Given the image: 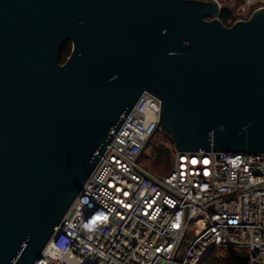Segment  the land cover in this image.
<instances>
[{
  "label": "water",
  "instance_id": "water-1",
  "mask_svg": "<svg viewBox=\"0 0 264 264\" xmlns=\"http://www.w3.org/2000/svg\"><path fill=\"white\" fill-rule=\"evenodd\" d=\"M220 12L0 0V264L40 260L144 92L175 153L264 154V6L229 27Z\"/></svg>",
  "mask_w": 264,
  "mask_h": 264
},
{
  "label": "built area",
  "instance_id": "built-area-1",
  "mask_svg": "<svg viewBox=\"0 0 264 264\" xmlns=\"http://www.w3.org/2000/svg\"><path fill=\"white\" fill-rule=\"evenodd\" d=\"M159 112L144 92L34 264H200L210 248L264 264V154L174 152L154 177L139 159Z\"/></svg>",
  "mask_w": 264,
  "mask_h": 264
},
{
  "label": "trees",
  "instance_id": "trees-1",
  "mask_svg": "<svg viewBox=\"0 0 264 264\" xmlns=\"http://www.w3.org/2000/svg\"><path fill=\"white\" fill-rule=\"evenodd\" d=\"M247 18L248 16L245 19ZM219 19L224 26L229 27L238 19V16L233 17L228 9L222 7ZM70 48V44H68L63 49L60 56L61 64L64 63L66 58L69 56ZM162 139H164L165 142H163ZM147 148H149V156L144 157L152 160L153 166H162L166 172L165 176L169 174V172L172 170L174 159V150L171 142L160 132H156L146 149ZM142 154L144 155V152ZM218 249L221 248H210L205 254L204 261L209 257H213ZM210 264H248V255L243 249H230L228 254L221 257H214Z\"/></svg>",
  "mask_w": 264,
  "mask_h": 264
},
{
  "label": "rangeland",
  "instance_id": "rangeland-1",
  "mask_svg": "<svg viewBox=\"0 0 264 264\" xmlns=\"http://www.w3.org/2000/svg\"><path fill=\"white\" fill-rule=\"evenodd\" d=\"M220 7H224L228 9L233 17H239V13L242 12L244 15L248 14L250 11L254 9L248 8L244 6V0H216ZM163 142H165L164 139H162ZM144 156H149V148H147L144 151V155L142 154L139 159V164L141 167L146 169L148 172H150L154 177L157 178H163L165 176V170L162 168V166L155 165L153 166L152 160H149L145 158ZM190 230L192 231L193 228L191 227ZM229 248H221L218 249L217 252L214 254L213 257L207 258L205 261H203L200 264H210L214 257H221L226 254H228Z\"/></svg>",
  "mask_w": 264,
  "mask_h": 264
}]
</instances>
